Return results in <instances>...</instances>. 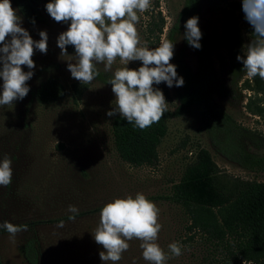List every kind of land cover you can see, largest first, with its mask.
Wrapping results in <instances>:
<instances>
[{"label":"rangeland","instance_id":"1","mask_svg":"<svg viewBox=\"0 0 264 264\" xmlns=\"http://www.w3.org/2000/svg\"><path fill=\"white\" fill-rule=\"evenodd\" d=\"M10 3L21 17L20 26L33 40L40 39L42 30L48 36L46 54L34 49L32 59L36 67L32 70V78L26 82L29 89L53 77L65 87L66 95L59 101L44 103L36 101L29 90L13 105L0 106V160L8 156L13 169L12 183L0 186V224L7 221L28 226L27 231L17 234L15 243L0 227V264H30L21 250L28 238L35 240L37 261L34 264H103L99 256L103 248L93 236L100 222L101 209L115 198L134 197L137 193H142L159 209L161 228L155 242L168 257L165 264L201 263L206 255V244L196 232L185 229L188 220L168 199L169 186L178 179L198 147L206 148L219 169L230 175L263 180L264 168L243 169L218 154L194 110L168 120L154 164L134 166L121 161L111 143L109 123L112 117L106 115L116 104L111 84L95 78L85 85L78 99L72 97L71 84L80 82L72 78L67 61L59 58L60 49L56 44L58 35L67 30L70 22H56L47 14L28 22L18 11L16 0ZM181 3L182 0H151L147 11L138 13L140 20L136 28L141 46L154 49L166 40ZM222 8H231L237 19L242 56H246L249 45L259 38L244 18L242 0H205L202 3L198 26L210 36L211 59L218 78L225 83L220 69V60L226 59L225 51L214 40L220 31ZM158 15L163 18V26L157 39ZM179 45L180 37H177L176 46ZM67 51L74 55L75 51ZM184 59L194 65L195 60L188 50ZM141 63L130 61L123 65L117 58L109 72L104 71L103 63L96 68L111 79L116 70L122 67L137 69ZM22 69L29 71L24 65ZM243 79H250L245 68L233 91L225 89L216 100L236 123L253 134V140L245 139L247 150L264 158V113L255 115L246 107L249 94L250 109L255 110L261 102L258 95L240 89ZM154 88L162 91L167 109H172L177 102L178 87H168L161 82ZM69 205L79 210L74 220H69L72 215ZM60 221L64 222L63 227L57 226ZM174 242L181 245L179 256L173 255L168 247ZM128 243V250L115 264H151L142 257V241L133 239Z\"/></svg>","mask_w":264,"mask_h":264},{"label":"trees","instance_id":"2","mask_svg":"<svg viewBox=\"0 0 264 264\" xmlns=\"http://www.w3.org/2000/svg\"><path fill=\"white\" fill-rule=\"evenodd\" d=\"M204 1L182 0L166 34V40L174 43L170 63L176 66L178 76L184 80L183 86L178 87L175 106L167 109L158 123L143 130L120 115L110 119L112 147L119 159L127 164H154L168 120L194 110L218 154L243 169L264 168L263 156L250 152L245 146V139L253 140V134L236 123L216 100V96L225 89L233 91L244 73L242 62L236 59L237 55H241V39L233 10L221 9L220 31L214 36L226 55L225 60H220L225 83L218 78L211 59L209 34L200 28L199 49L191 47L183 38L186 20L196 16L199 22ZM48 2L16 0V6L26 21L33 22L42 14L49 15L45 7ZM162 26L163 18L158 15L157 39ZM177 37H180L179 46H176ZM67 50L75 51L73 46H67ZM186 50L195 60L193 66L184 59ZM96 78L106 83L109 80L100 72ZM70 87L72 97L78 99L85 84L72 83ZM239 87L258 95L261 102L255 110L250 109L249 94L246 107L255 115L264 113L263 80L259 76L243 79ZM30 94L38 102H55L66 95V89L55 78L47 77L30 90ZM168 199L186 216L188 223L185 229L196 232L206 244V255L199 264H264V179H243L230 175L219 169L206 148L198 147L178 179L169 186ZM21 250L28 263L37 261L33 238L26 239Z\"/></svg>","mask_w":264,"mask_h":264},{"label":"clouds","instance_id":"3","mask_svg":"<svg viewBox=\"0 0 264 264\" xmlns=\"http://www.w3.org/2000/svg\"><path fill=\"white\" fill-rule=\"evenodd\" d=\"M150 6L151 0H49L45 5L56 22H70L67 30L58 35L56 44L60 49L59 58L67 61L72 78L81 84L95 80L97 64L103 63L104 71L109 72L117 58L123 65L130 61L142 62L137 69L116 70L108 80L116 104L106 112L109 117L119 113L141 130L158 123L167 111L165 97L154 85L164 82L168 87H181L184 84L176 66L170 63L174 55L172 41L165 40L154 49L141 46L136 28L140 20L138 13L146 12ZM242 11L259 39L249 45L246 56L237 55L236 59L242 62L249 78L259 76L264 80V0H242ZM20 25L21 17L10 0H0V106L13 105L28 94L30 89L26 82L32 78L36 67L32 59L34 49L45 54L48 50L46 31H40V39L33 40ZM184 28L183 38L191 47L199 49L202 33L198 17L188 18ZM67 46L74 47V55L68 53ZM22 65L29 71H24ZM12 179V160L5 156L0 160V186H9ZM68 211L72 214L69 220H74L79 213L74 205H69ZM158 213L156 204L142 193L107 202L93 234L95 242L103 248L99 253L103 264L119 261L133 239L142 241L145 261L165 264L168 257L155 242L161 228ZM63 224L60 221L57 226L63 227ZM0 227L7 231L13 243L17 234L28 228L26 224L7 221ZM168 247L173 255H181L178 242Z\"/></svg>","mask_w":264,"mask_h":264}]
</instances>
